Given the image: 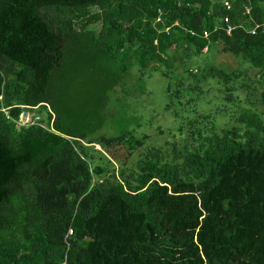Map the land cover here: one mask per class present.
Listing matches in <instances>:
<instances>
[{"label":"trees","instance_id":"1","mask_svg":"<svg viewBox=\"0 0 264 264\" xmlns=\"http://www.w3.org/2000/svg\"><path fill=\"white\" fill-rule=\"evenodd\" d=\"M219 46L252 85L197 74ZM135 67L177 76L167 111L208 95L239 125L100 134ZM263 87L264 0H0V264H264Z\"/></svg>","mask_w":264,"mask_h":264},{"label":"rangeland","instance_id":"2","mask_svg":"<svg viewBox=\"0 0 264 264\" xmlns=\"http://www.w3.org/2000/svg\"><path fill=\"white\" fill-rule=\"evenodd\" d=\"M221 49L222 47L219 46L213 51L206 52L204 56L198 59L200 70L197 74H205L212 66L222 70H245L249 72L247 73L249 77L244 83L252 85L255 71L248 69V64H243L241 60L229 54H224ZM137 76L138 70L135 67L126 79L125 90L121 87L115 89V93L107 109H110V113L113 114H111L112 118L114 117L116 119V125L111 126V124H107L100 131V134L116 136L120 130L125 129L126 131H130L135 138L150 135L151 139L148 142V146L156 147L164 144L163 141L165 139H172L177 128L184 123V118L195 116L196 110L205 114L214 110L213 112H218L220 115L226 111L219 110L223 106L222 103L219 107L213 106L208 95L196 97L191 94L185 95L186 100H191L189 104L180 106L177 102L167 111L166 106L178 99L176 96L172 98L168 92L169 85H172L173 92L178 90L176 85L177 76L170 75V78H166L163 77L161 72H153L150 76L140 81H138ZM207 88V85H203V89L206 90ZM262 90H264V87L259 89L257 96ZM213 91L215 92L214 95L219 97V92ZM238 94L241 100H245L248 90L243 91L240 89ZM258 110L261 113L264 112L261 107ZM242 112L243 109L235 106L233 108H227V112L216 118V121L218 120L216 122L218 127L232 128L238 126L237 120L242 115ZM161 131L165 133V136L158 135ZM97 149L101 150V147H97Z\"/></svg>","mask_w":264,"mask_h":264},{"label":"built area","instance_id":"3","mask_svg":"<svg viewBox=\"0 0 264 264\" xmlns=\"http://www.w3.org/2000/svg\"><path fill=\"white\" fill-rule=\"evenodd\" d=\"M228 32L230 33L233 28L232 27H229L228 28ZM254 33V32H253ZM207 35V33H206ZM3 112H5V114L9 117V113L7 111V109H3ZM10 118V117H9ZM40 118L37 117L36 119L32 120L31 117H30V114L28 112H26L25 114L22 115V117L20 118V121H19V124L21 126H24V127H27L29 125H33L35 122L39 121ZM69 234H72V231L69 232Z\"/></svg>","mask_w":264,"mask_h":264}]
</instances>
